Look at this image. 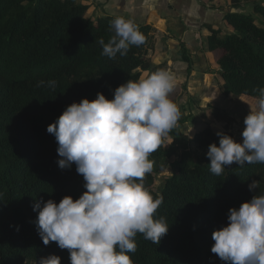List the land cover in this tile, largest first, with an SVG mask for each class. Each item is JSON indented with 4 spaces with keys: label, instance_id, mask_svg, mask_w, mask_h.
Here are the masks:
<instances>
[{
    "label": "trees",
    "instance_id": "1",
    "mask_svg": "<svg viewBox=\"0 0 264 264\" xmlns=\"http://www.w3.org/2000/svg\"><path fill=\"white\" fill-rule=\"evenodd\" d=\"M253 9L264 17V1ZM87 12L76 0H0V264H37L49 255L70 264L69 250L43 243L33 206L59 204L66 196L79 199L87 189L75 163L59 167L58 142L47 128L71 104L93 101L98 93L112 100L119 86L160 70L147 67L148 25L135 24L146 37L143 45H130L127 55L110 59L101 55L99 40L108 43L115 34L110 25L116 17L93 20ZM226 23L230 35L213 32L208 39L224 93L258 99L256 89L264 88V26L243 13L228 14ZM51 80L54 88L48 86ZM40 81L44 84L37 86ZM176 126L149 156L153 169L143 179L153 198H162L154 218H163L168 232L159 244L138 233L137 251L129 255L133 264H230L212 253L213 233L228 225L230 209L264 195V163H234L213 174L207 152L211 144L219 146L220 137L208 125L193 141L202 155L183 154L157 191L156 177L168 169V139ZM252 181L259 183L255 190L249 189Z\"/></svg>",
    "mask_w": 264,
    "mask_h": 264
},
{
    "label": "clouds",
    "instance_id": "2",
    "mask_svg": "<svg viewBox=\"0 0 264 264\" xmlns=\"http://www.w3.org/2000/svg\"><path fill=\"white\" fill-rule=\"evenodd\" d=\"M110 27L115 34L109 42L99 40L101 55L110 59L146 41L123 16ZM177 83L169 71L156 70L119 86L112 100L98 93L93 101L71 104L48 126L58 142L59 167L75 163L87 189L79 199L66 196L59 204L48 200L33 206L43 243L57 242L69 250L70 264H133L129 253L137 251L138 233L159 244L168 232L164 219L154 218L162 198L154 199L143 179L153 169L149 156L179 119V108L170 98ZM55 85L54 80L48 82L49 87ZM256 91L258 110L244 118L243 142L217 132L219 146H209L210 171L217 176L234 163H264V88ZM258 187V181L249 184L250 190ZM228 221L214 231L212 253L230 264H264V195L230 209ZM37 264H61V258L49 255Z\"/></svg>",
    "mask_w": 264,
    "mask_h": 264
},
{
    "label": "crops",
    "instance_id": "3",
    "mask_svg": "<svg viewBox=\"0 0 264 264\" xmlns=\"http://www.w3.org/2000/svg\"><path fill=\"white\" fill-rule=\"evenodd\" d=\"M248 1L253 3V8L255 3H260L258 0ZM76 2L88 7L87 16L93 20L107 16H123L136 25H148L152 29L146 55L147 67L167 70L178 81L170 98L179 108L181 123L176 126L174 137H169L168 140L172 144L173 154L178 159L186 152H191L194 139L202 136L208 126L206 123L204 126L200 124L204 123V119L218 125H211L213 130L228 132L243 140L244 118L250 111L258 110L257 99L225 95L221 68L215 64L217 55L208 48V39L213 32L220 38L232 33L226 23L228 14H247V9L242 7L239 0ZM193 107H198L201 111V122L197 120L191 123ZM214 133L217 135L215 131Z\"/></svg>",
    "mask_w": 264,
    "mask_h": 264
},
{
    "label": "rangeland",
    "instance_id": "4",
    "mask_svg": "<svg viewBox=\"0 0 264 264\" xmlns=\"http://www.w3.org/2000/svg\"><path fill=\"white\" fill-rule=\"evenodd\" d=\"M254 1V0H252ZM264 0H258V2H262ZM239 2L241 3L242 7H244L245 9H247V14L249 15H252V17L254 18L255 22L259 25V26H264V17L259 14V13H256L253 9V3L252 2H249L248 0H239ZM216 65L217 62H215ZM145 76V74H144ZM204 111V110H203ZM201 111L198 109V107H193V114L190 118V121L191 123H194L195 121H199L201 122ZM208 124L209 126H211V124L209 122H207L205 119H204V123H200L201 125L204 126V124ZM212 127V126H211ZM216 133L217 132H220L218 130H214ZM169 140V139H168ZM241 141L243 142V140L241 139ZM167 147L170 149V155H169V158H170V162H169V166H168V169L163 173V175H158L156 177V185H155V188L156 190L158 191L163 183H164V179L166 177H169L171 175V173L173 172V169L177 166V163L179 161L178 157H176L174 154H173V148H172V144L168 141V145ZM185 149V148H184ZM191 152H186V154H190L192 155V157H200L202 155V152L197 150L194 145H193V142H192V145H191ZM165 173H168V174H165Z\"/></svg>",
    "mask_w": 264,
    "mask_h": 264
},
{
    "label": "water",
    "instance_id": "5",
    "mask_svg": "<svg viewBox=\"0 0 264 264\" xmlns=\"http://www.w3.org/2000/svg\"><path fill=\"white\" fill-rule=\"evenodd\" d=\"M150 38H151V35H150ZM150 43V42H149ZM152 68H154V66L152 67ZM207 122H209L212 126H214V127H218V125L217 124H214L213 122H211L210 120H207Z\"/></svg>",
    "mask_w": 264,
    "mask_h": 264
}]
</instances>
